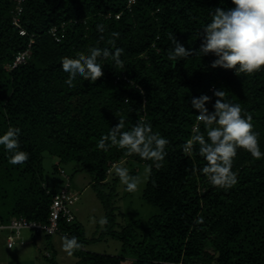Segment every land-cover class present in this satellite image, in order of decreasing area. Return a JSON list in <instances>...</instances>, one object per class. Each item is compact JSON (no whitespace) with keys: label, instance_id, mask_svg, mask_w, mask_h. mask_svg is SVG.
<instances>
[{"label":"trees","instance_id":"trees-1","mask_svg":"<svg viewBox=\"0 0 264 264\" xmlns=\"http://www.w3.org/2000/svg\"><path fill=\"white\" fill-rule=\"evenodd\" d=\"M217 7L227 10L235 5L232 0H24L19 28L13 23L16 1L0 0V135L10 126L20 128L19 150L29 154L26 163L11 165V153L0 146V223L20 217L47 223L56 194L44 176L47 153L59 160L58 165L79 164L78 171L91 178L108 219L99 239L110 236L122 241L128 256L84 250L90 241L76 218L60 225L63 236H75L82 244L72 254L75 264L128 260L129 264H264V157L255 159L238 149L232 165L238 182L222 189L200 171L207 162L199 155L198 143L190 154L182 150L197 125L207 140L192 99L209 96L205 107L212 112L214 91L223 90L226 102L239 104L245 117L251 115L264 153V69L237 76L234 69L213 68L217 57L211 53L167 58L174 49L169 34L186 49H199V33ZM98 24L104 33L97 30ZM20 29L26 34L21 35ZM112 32L120 33L115 47L108 43ZM90 47L113 53L115 48L124 49L123 68L100 57L101 78L93 83L78 76L69 87L62 58H76L81 51L88 54ZM26 49L27 62L12 69L16 55ZM121 116L124 130L144 120L168 139L161 168L138 155H125L118 147L107 152L96 147ZM124 160L152 165L142 198L160 212L141 234L137 221L117 222L119 178L111 183L108 179ZM201 217L203 222L196 223ZM51 261L57 264L55 255Z\"/></svg>","mask_w":264,"mask_h":264},{"label":"clouds","instance_id":"clouds-1","mask_svg":"<svg viewBox=\"0 0 264 264\" xmlns=\"http://www.w3.org/2000/svg\"><path fill=\"white\" fill-rule=\"evenodd\" d=\"M232 4L234 8L225 10L217 7L212 12L211 22L199 33L198 37H202L199 49H186L173 34H169L174 49L168 51V60L201 57L211 53L217 57L212 62L213 68L234 69L237 76L241 73L252 75L264 69V0H232ZM97 30L104 33L105 28L98 24ZM110 36L112 39L108 43L115 47V39L119 38L120 33L112 32ZM99 39L104 40V36L101 35ZM123 52L122 48H115L113 53L108 48L90 47L88 54L81 51L76 54V58L63 57L62 69L69 74L65 83L69 87L74 86L73 81L78 76L93 83L97 81L104 75L103 67L98 62L100 57L111 58L117 67L123 68L120 59ZM214 96L216 100L212 112L205 107L210 101L209 96L201 95L192 99V107L199 111L196 119L204 124L207 140L197 125L193 128L194 135L182 145V150L190 154L194 144L198 143L199 155L207 162L200 171L211 185L229 189L238 182L237 174L232 171L237 150L244 149L255 159L264 157V153L260 150L259 134L253 130L251 115L245 117L239 104L226 102L225 91L216 90ZM124 128L125 120L121 116L119 123L101 136L96 147L104 152L111 147H118L125 150V155H138L142 160L153 161L157 169L161 168L167 155L165 148L169 144L168 139L159 132H153L151 124L144 120H139L130 130ZM20 131V128L10 126L0 135V146L11 153L8 160L11 165L24 164L29 159L27 152L19 150ZM114 171L128 192H136L139 185L151 175L152 165H145L142 175H130L128 168L120 166L115 167ZM93 222L97 221L93 218ZM202 222V217L196 221ZM98 223L104 227L108 223L107 217H101ZM62 247L68 255H72L82 248V244L75 236H65Z\"/></svg>","mask_w":264,"mask_h":264},{"label":"rangeland","instance_id":"rangeland-1","mask_svg":"<svg viewBox=\"0 0 264 264\" xmlns=\"http://www.w3.org/2000/svg\"><path fill=\"white\" fill-rule=\"evenodd\" d=\"M58 164L57 158L45 153L43 166L46 185L50 191L59 193L66 187L69 180L71 188L79 194L80 199L73 210L77 221L83 225L85 235L90 241L85 245L84 250L109 256L125 255L122 241L110 236L99 239L105 226L101 227L98 220L106 216L105 210L92 188L91 178L78 171L79 164L77 163ZM118 166L128 168L130 175H142L145 164L127 160L121 161L110 171L109 183L118 177L114 171V168ZM56 167L59 171L56 170ZM147 180L139 185L136 192H128L120 180L117 184V197L115 199V205L118 208L116 212L117 222L121 225H127L137 221L136 230L139 234L147 226L148 220L160 212L157 207L145 202L142 198ZM93 218L97 222L94 223ZM22 234L26 240L25 246L17 245L14 250L9 251L4 247L8 232H0V263L10 264L11 262L8 260L10 259V261H14V264H53L51 261L53 255H55L57 264L76 263V258L63 250L62 243L65 236L54 235L48 239L44 234H33L27 230L23 231ZM19 249L21 254L18 255ZM9 252L11 253L9 254ZM48 253H50V257H47Z\"/></svg>","mask_w":264,"mask_h":264},{"label":"built area","instance_id":"built-area-1","mask_svg":"<svg viewBox=\"0 0 264 264\" xmlns=\"http://www.w3.org/2000/svg\"><path fill=\"white\" fill-rule=\"evenodd\" d=\"M17 3V15L14 18L13 23L20 28V22L18 15L20 14L22 8L21 4L24 0H15ZM135 0H130V3H134ZM57 29L53 28L51 33L56 36ZM20 34L25 35L26 32L20 29ZM59 40L58 37H56ZM33 40L31 41V43ZM30 57L29 49L20 51L14 60V63L10 66L12 69L16 68L20 64H25ZM79 194L71 188L68 183L66 187L59 193L53 195L52 204L50 207L49 218L47 223H40L37 221H30L24 217L14 219L10 224L0 223V232L7 231V247L13 248L16 244H23L22 233L27 230L33 234H45V235H63L61 232L60 225L62 221L74 222L76 219L73 207L79 201Z\"/></svg>","mask_w":264,"mask_h":264},{"label":"crops","instance_id":"crops-1","mask_svg":"<svg viewBox=\"0 0 264 264\" xmlns=\"http://www.w3.org/2000/svg\"><path fill=\"white\" fill-rule=\"evenodd\" d=\"M22 238H23V241H24L23 244L19 243V244H16L13 248H8V247H7V241H6V243L4 244V247H5L7 250L11 251V250H14V249L17 247V245L25 246V244H26V240H25L23 234H22ZM10 253H11V252H9V254H10ZM17 253H18V255L21 254V250L19 249V250L17 251ZM8 260H9V262H11L10 264H14V261L12 262V261H10V259H8ZM129 263H130V261L127 262V264H129ZM0 264H2V263H0ZM3 264H4V263H3Z\"/></svg>","mask_w":264,"mask_h":264}]
</instances>
